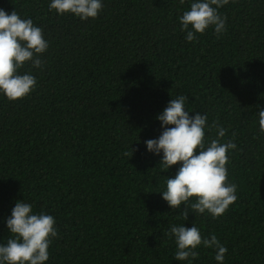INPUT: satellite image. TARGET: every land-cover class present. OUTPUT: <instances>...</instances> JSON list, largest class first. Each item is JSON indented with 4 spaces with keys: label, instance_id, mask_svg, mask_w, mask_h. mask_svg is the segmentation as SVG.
Returning <instances> with one entry per match:
<instances>
[{
    "label": "trees",
    "instance_id": "obj_1",
    "mask_svg": "<svg viewBox=\"0 0 264 264\" xmlns=\"http://www.w3.org/2000/svg\"><path fill=\"white\" fill-rule=\"evenodd\" d=\"M101 2L96 18L81 20L49 10L51 0H0L49 45L42 68L18 70L36 78L30 94L0 93V244L22 200L56 221L44 264H220L203 244L196 259L176 260L173 225L215 235L223 264H264V0H229L218 8L219 38L210 26L192 42L180 17L196 0ZM181 95L190 116L207 115L206 146L214 121L226 129L220 142L236 144L226 167L237 199L217 218L189 211L185 221V205L170 208L162 191L180 164L163 169V153L145 144Z\"/></svg>",
    "mask_w": 264,
    "mask_h": 264
},
{
    "label": "clouds",
    "instance_id": "obj_2",
    "mask_svg": "<svg viewBox=\"0 0 264 264\" xmlns=\"http://www.w3.org/2000/svg\"><path fill=\"white\" fill-rule=\"evenodd\" d=\"M185 0H180L183 4ZM229 0H196L190 10L180 17L182 29L187 31L186 40H196V33L203 34L214 26L217 38L226 30V17L222 18L218 8ZM215 6V7H213ZM103 8L101 0H51L49 10L63 15L71 13L81 20L96 18ZM191 26L192 30H188ZM49 47L43 31L35 26L31 19H22L13 10L10 14L0 8V93L8 100L22 99L36 87V78L29 74H20L19 69L31 62L34 68H42L44 61L40 56ZM187 97L181 95L171 99L163 112L158 114L162 134L158 139L145 141L147 150L155 154L163 153L160 163L163 169L180 164L173 178L166 180V190L162 198L175 210L183 204L180 212L183 219H188L189 211L196 215L207 212L213 218L222 216L237 199L234 183L228 182L229 150L235 149L232 140L221 143L226 129L213 122L217 139L205 145V127L207 115L197 112L190 116L185 110ZM259 131L264 133V109L258 112ZM235 137V133H233ZM125 152L126 156H132ZM194 198L195 202H191ZM56 221L49 214H34L32 205L22 200L17 201L7 219L11 233L6 244H0V264H44L49 259L48 248L52 238L57 237ZM175 237L177 250L174 258L179 261L196 259L199 253L195 249L203 244L215 248L216 261L223 264L227 248L215 235L210 239L202 238L200 230L193 225L171 226L167 233Z\"/></svg>",
    "mask_w": 264,
    "mask_h": 264
}]
</instances>
